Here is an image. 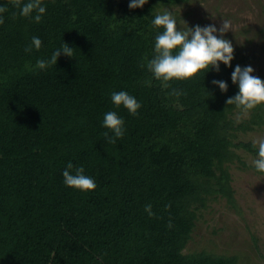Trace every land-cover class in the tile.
<instances>
[{
    "label": "trees",
    "instance_id": "1",
    "mask_svg": "<svg viewBox=\"0 0 264 264\" xmlns=\"http://www.w3.org/2000/svg\"><path fill=\"white\" fill-rule=\"evenodd\" d=\"M188 1L133 10L130 0H41L36 23L14 6L28 0H0L8 9L0 24V264H238L235 255L185 250L211 200L235 207L231 164H244L236 149L258 151L236 138L264 125V105L237 121L241 112L226 104L239 92L232 72L252 60L236 50L231 67L168 87L148 71L162 31L155 15ZM34 36L41 48L26 52ZM64 43L72 58L62 53L57 65L36 68ZM119 91L140 103L135 116L112 103ZM108 111L124 120L115 143L104 135L114 136L103 127ZM69 162L95 190L65 185Z\"/></svg>",
    "mask_w": 264,
    "mask_h": 264
},
{
    "label": "rangeland",
    "instance_id": "2",
    "mask_svg": "<svg viewBox=\"0 0 264 264\" xmlns=\"http://www.w3.org/2000/svg\"><path fill=\"white\" fill-rule=\"evenodd\" d=\"M169 9L179 28L185 30L196 25H215L219 30L223 20L230 21L232 30L223 38L252 59L248 66L264 81V0H189ZM248 117L249 113L236 114L237 121ZM260 138H264V125L239 131L236 140L254 142ZM236 151L244 164H231L235 207L225 197L211 200L198 217L185 252L235 255L238 264H264V173L253 168L257 156L244 149Z\"/></svg>",
    "mask_w": 264,
    "mask_h": 264
},
{
    "label": "clouds",
    "instance_id": "3",
    "mask_svg": "<svg viewBox=\"0 0 264 264\" xmlns=\"http://www.w3.org/2000/svg\"><path fill=\"white\" fill-rule=\"evenodd\" d=\"M148 0H130L129 8H143ZM20 11L19 14L25 18H33L36 23L41 22L46 8L42 6L41 0H28L27 3L14 5ZM7 7H0V24L4 23L2 14L7 12ZM33 13L35 15L33 16ZM153 26L162 31L155 38L154 57L148 62L147 68L157 81L162 83L163 87H168L170 81L190 80L199 73L212 69L217 72L220 70V64L231 67L234 59V48L231 41L223 37L227 32L232 30L230 21L223 20L219 30L215 25L201 27L196 25L195 28L178 29L177 22L171 10H164L156 14ZM183 23L186 22L183 20ZM187 25V24H186ZM42 41L38 37H32L31 45L25 48L26 52H31L34 46L36 50L41 48ZM72 58L74 48L64 43L61 49L56 50L47 61L41 59L36 63V68L46 69L50 65H57L58 58L61 54ZM254 69L251 66L241 68L237 65L232 72V82L239 86V92L234 97L227 99L228 106L234 105L243 115H247L258 105H264V81L255 76ZM213 84L222 92H227L228 85L224 81L214 80ZM179 91H173L172 95L179 96ZM112 103L117 107L123 106L131 115L135 116L141 105L135 97L126 91L113 92L111 95ZM227 110V108L225 109ZM124 120L115 112L108 111L103 118V127L110 130L114 136L108 137L104 133L109 143H115L117 138L124 135ZM257 147V158L253 160L255 169L264 173V138L257 139L253 142ZM83 167L76 168L73 172V164L68 163L62 175L67 187L81 190L87 193L95 190L97 187L93 178L84 174ZM145 211L153 215L151 205L145 206ZM172 225L169 224V227Z\"/></svg>",
    "mask_w": 264,
    "mask_h": 264
}]
</instances>
